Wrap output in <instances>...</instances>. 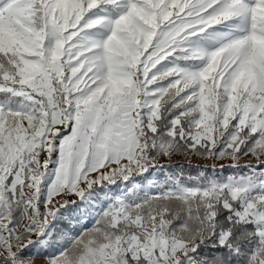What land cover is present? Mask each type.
I'll return each instance as SVG.
<instances>
[{
	"label": "snow or ice",
	"instance_id": "obj_1",
	"mask_svg": "<svg viewBox=\"0 0 264 264\" xmlns=\"http://www.w3.org/2000/svg\"><path fill=\"white\" fill-rule=\"evenodd\" d=\"M38 262L264 264V0H0V264Z\"/></svg>",
	"mask_w": 264,
	"mask_h": 264
},
{
	"label": "rangeland",
	"instance_id": "obj_2",
	"mask_svg": "<svg viewBox=\"0 0 264 264\" xmlns=\"http://www.w3.org/2000/svg\"><path fill=\"white\" fill-rule=\"evenodd\" d=\"M180 157H182V156H175V157H173V159L171 160V161H167V160H163L162 161V163H165V164H170V165H174V163H176V162H180V161H178V159L180 158ZM188 163V162H187ZM206 162L205 161H203V160H200V159H195L194 160V164H196V165H201V166H203L204 164H205ZM241 163H244V161H241ZM227 173V172H226Z\"/></svg>",
	"mask_w": 264,
	"mask_h": 264
},
{
	"label": "trees",
	"instance_id": "obj_3",
	"mask_svg": "<svg viewBox=\"0 0 264 264\" xmlns=\"http://www.w3.org/2000/svg\"><path fill=\"white\" fill-rule=\"evenodd\" d=\"M178 156H180V155H177V157H178ZM180 164H183V165L185 166V170H186V171H190V172H192L193 175L195 174V170H194V168H195V165H196V164L192 163V166H193V167H192V168H189L187 162H176V163H174L173 166L180 165ZM210 174H211V173H210ZM226 174H228V173H225V175H226Z\"/></svg>",
	"mask_w": 264,
	"mask_h": 264
},
{
	"label": "built area",
	"instance_id": "obj_4",
	"mask_svg": "<svg viewBox=\"0 0 264 264\" xmlns=\"http://www.w3.org/2000/svg\"><path fill=\"white\" fill-rule=\"evenodd\" d=\"M194 160H195V159H193L191 163H194ZM178 161H180V162H188L184 157H180V158L178 159Z\"/></svg>",
	"mask_w": 264,
	"mask_h": 264
},
{
	"label": "bare ground",
	"instance_id": "obj_5",
	"mask_svg": "<svg viewBox=\"0 0 264 264\" xmlns=\"http://www.w3.org/2000/svg\"><path fill=\"white\" fill-rule=\"evenodd\" d=\"M38 264H39V262H38Z\"/></svg>",
	"mask_w": 264,
	"mask_h": 264
}]
</instances>
